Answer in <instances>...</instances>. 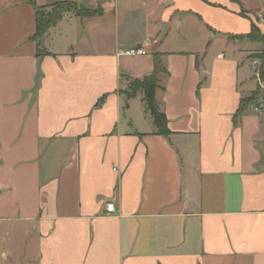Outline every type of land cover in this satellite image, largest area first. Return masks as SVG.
I'll return each mask as SVG.
<instances>
[{
  "label": "crops",
  "instance_id": "obj_1",
  "mask_svg": "<svg viewBox=\"0 0 264 264\" xmlns=\"http://www.w3.org/2000/svg\"><path fill=\"white\" fill-rule=\"evenodd\" d=\"M59 1L0 0V264H264V0H70L39 55Z\"/></svg>",
  "mask_w": 264,
  "mask_h": 264
},
{
  "label": "trees",
  "instance_id": "obj_2",
  "mask_svg": "<svg viewBox=\"0 0 264 264\" xmlns=\"http://www.w3.org/2000/svg\"><path fill=\"white\" fill-rule=\"evenodd\" d=\"M46 8H50L45 11ZM65 12H72L79 17H92L97 16L102 13L100 8L96 9H86L80 8L75 2L70 0L59 1L53 3L49 7H37L36 8V30L33 39L37 41L39 47V55L45 53L44 49L40 45V38L44 36L46 31L53 25H55L62 17ZM239 39H252L254 41L262 42L263 50L254 57L258 58L260 61V66L258 69L259 77L262 78L264 76V42L263 36L260 33L259 29L256 26H252L251 31L242 36H238ZM154 57V69L153 72L143 77L142 79H134L129 84V91L127 92V98H131L135 96L138 92H142L143 100L145 102L146 109L153 119V123L157 128V132L161 135L169 134V130L167 129V121L165 115L160 111L159 106L155 100V91L159 87L158 86V78L157 75L159 72L164 71V68L160 61V56L158 53L153 55ZM261 97V92L259 89H256L250 96L242 98L240 100V104L237 112L234 117L238 118L241 116L245 110L252 106L257 105L258 100ZM103 100V97L99 99L96 105H98Z\"/></svg>",
  "mask_w": 264,
  "mask_h": 264
},
{
  "label": "built area",
  "instance_id": "obj_3",
  "mask_svg": "<svg viewBox=\"0 0 264 264\" xmlns=\"http://www.w3.org/2000/svg\"><path fill=\"white\" fill-rule=\"evenodd\" d=\"M97 1L100 2V1H103V0H97ZM258 17H259L260 23L264 24V18L262 17V14L259 13ZM120 54L129 55V56L144 55V54H146V49L144 47L134 46V47H131V48H128V49L124 50ZM106 209L109 212L114 211L113 204L112 203H107Z\"/></svg>",
  "mask_w": 264,
  "mask_h": 264
},
{
  "label": "rangeland",
  "instance_id": "obj_4",
  "mask_svg": "<svg viewBox=\"0 0 264 264\" xmlns=\"http://www.w3.org/2000/svg\"><path fill=\"white\" fill-rule=\"evenodd\" d=\"M49 9H50V8H46L45 11H47V10H49ZM257 105H259V106H260V105H261V106L264 105V101H260Z\"/></svg>",
  "mask_w": 264,
  "mask_h": 264
},
{
  "label": "water",
  "instance_id": "obj_5",
  "mask_svg": "<svg viewBox=\"0 0 264 264\" xmlns=\"http://www.w3.org/2000/svg\"><path fill=\"white\" fill-rule=\"evenodd\" d=\"M40 42L43 43V37L40 38Z\"/></svg>",
  "mask_w": 264,
  "mask_h": 264
}]
</instances>
